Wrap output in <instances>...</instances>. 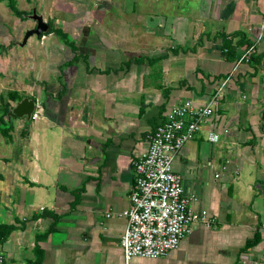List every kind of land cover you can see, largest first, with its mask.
<instances>
[{"label": "crops", "instance_id": "obj_1", "mask_svg": "<svg viewBox=\"0 0 264 264\" xmlns=\"http://www.w3.org/2000/svg\"><path fill=\"white\" fill-rule=\"evenodd\" d=\"M115 1L93 22H59L67 42L0 45V96L40 105L0 136V197L13 204L0 222L19 226L0 264H264V0H133L124 14ZM232 33L235 54L223 49ZM213 99L174 168L214 221L165 256L127 260L121 212L150 134L173 105Z\"/></svg>", "mask_w": 264, "mask_h": 264}, {"label": "built area", "instance_id": "obj_2", "mask_svg": "<svg viewBox=\"0 0 264 264\" xmlns=\"http://www.w3.org/2000/svg\"><path fill=\"white\" fill-rule=\"evenodd\" d=\"M215 103L213 99L205 105L193 101L173 105L150 134L148 148L135 164L130 204L121 212L127 219L121 237L127 260L136 256L151 259L165 256L180 246L194 226H210L214 221L208 210L191 206L197 197L186 194L174 161L201 129V122L213 116ZM39 107L37 102L36 110ZM36 110L33 118L37 116ZM219 140V134L210 132V142Z\"/></svg>", "mask_w": 264, "mask_h": 264}, {"label": "rangeland", "instance_id": "obj_3", "mask_svg": "<svg viewBox=\"0 0 264 264\" xmlns=\"http://www.w3.org/2000/svg\"><path fill=\"white\" fill-rule=\"evenodd\" d=\"M116 1L112 3V13L115 12L119 14L126 13V8L131 7V4L133 2V0H126V2L125 0ZM17 4L19 8L23 10L32 11L31 13H29V16L26 19H22L16 16L13 11L8 7L6 2H0V45H2L4 49H7L9 46H11L9 44L10 40H15L14 38L19 37L18 39L21 41L24 37L25 31L35 27L36 21L32 17H30V15L33 14L34 9L36 10V13L38 15L42 14L46 21L50 20L51 18H54L55 22L58 23L59 26H61L59 22H63V24H65L67 27L73 28L75 27L76 23L75 20L78 17L86 16L87 22H93L92 16H94L95 13H98L100 11H107L109 9L108 6L110 2H108V0H17ZM72 14H74L73 17H69ZM107 17L109 18V15H105V18ZM109 20L110 19H108V22L110 23ZM33 39L39 40L40 38L35 35L33 36ZM34 40L31 39V41L27 42L25 47H23L24 50L28 51V53H31V45H35L33 43ZM23 41L24 40H22V43ZM41 47L42 46H40L39 40V42L34 48L38 51L41 50ZM16 49L19 50L18 47ZM59 53L60 52L58 51L56 55L58 57H62L63 54L60 55ZM10 72L18 73L17 70H10ZM36 111H38V109ZM10 162L11 164H13V161ZM12 205H7L6 202L0 197V221L5 220L4 218L6 217L4 216H7L8 218V210H12Z\"/></svg>", "mask_w": 264, "mask_h": 264}, {"label": "trees", "instance_id": "obj_4", "mask_svg": "<svg viewBox=\"0 0 264 264\" xmlns=\"http://www.w3.org/2000/svg\"><path fill=\"white\" fill-rule=\"evenodd\" d=\"M0 2H6L8 7L13 11V13L22 18L26 19L29 16V13L32 11H26L21 8H19L17 4V0H0ZM49 28L45 32H41L40 37L49 34V33H55L59 37L63 38L67 42V33L62 29L61 26H59L54 18H51L47 21ZM235 33H232L231 35L225 34L222 36L223 38V49H226L227 52L231 51L233 54H235L234 49L235 46H233V38L235 37ZM254 56V55H253ZM258 55L254 56V59L257 58ZM13 97V98H12ZM20 95L15 92H9L7 94H3L0 96V136L5 135L8 138H11L10 131L13 128V125L11 123V118H7V115L9 111L13 108L10 102V99L19 98ZM56 219V218H55ZM17 222H20L19 219H17ZM19 226L15 223H5L0 222V244L5 243L10 235L18 228ZM257 242L256 239L252 241H248L247 246H252Z\"/></svg>", "mask_w": 264, "mask_h": 264}, {"label": "water", "instance_id": "obj_5", "mask_svg": "<svg viewBox=\"0 0 264 264\" xmlns=\"http://www.w3.org/2000/svg\"><path fill=\"white\" fill-rule=\"evenodd\" d=\"M36 22L37 25L34 28L28 29L24 36V41L22 44L27 42V39L32 35H40L41 32H45L48 30L49 25L43 15H38L36 10H33V14L30 15ZM37 107V101L35 99L25 97L19 101H17L16 106L9 111L7 118L11 117H27V119L33 118V114Z\"/></svg>", "mask_w": 264, "mask_h": 264}, {"label": "flooded vegetation", "instance_id": "obj_6", "mask_svg": "<svg viewBox=\"0 0 264 264\" xmlns=\"http://www.w3.org/2000/svg\"><path fill=\"white\" fill-rule=\"evenodd\" d=\"M35 27H36V25H35Z\"/></svg>", "mask_w": 264, "mask_h": 264}]
</instances>
